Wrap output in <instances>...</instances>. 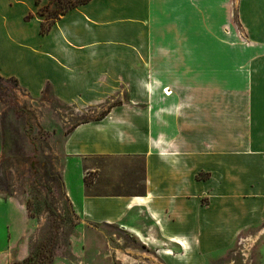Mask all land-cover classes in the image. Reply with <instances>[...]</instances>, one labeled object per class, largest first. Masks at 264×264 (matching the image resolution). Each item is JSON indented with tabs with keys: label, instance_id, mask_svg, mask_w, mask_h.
Wrapping results in <instances>:
<instances>
[{
	"label": "crops",
	"instance_id": "1",
	"mask_svg": "<svg viewBox=\"0 0 264 264\" xmlns=\"http://www.w3.org/2000/svg\"><path fill=\"white\" fill-rule=\"evenodd\" d=\"M53 5L0 0V76L98 115L61 144L78 224L52 264H86L104 227L159 264H220L239 242L264 264V0H86L46 21ZM37 225L0 196V264Z\"/></svg>",
	"mask_w": 264,
	"mask_h": 264
},
{
	"label": "rangeland",
	"instance_id": "2",
	"mask_svg": "<svg viewBox=\"0 0 264 264\" xmlns=\"http://www.w3.org/2000/svg\"><path fill=\"white\" fill-rule=\"evenodd\" d=\"M68 6V1L54 0L45 14L53 18ZM96 115L93 108L83 113L55 100L48 90L41 97L32 98L18 87L16 80L0 76V196L19 199L37 222L31 253L38 260L44 258L55 233L53 260L56 255L69 254L70 238L78 221L62 191L60 149L71 126ZM104 230L110 242L104 248L91 236L90 242L100 247L87 251L86 264H159L153 248L113 227ZM245 251V243L239 242L218 263H260V242L251 255L244 257Z\"/></svg>",
	"mask_w": 264,
	"mask_h": 264
},
{
	"label": "trees",
	"instance_id": "3",
	"mask_svg": "<svg viewBox=\"0 0 264 264\" xmlns=\"http://www.w3.org/2000/svg\"><path fill=\"white\" fill-rule=\"evenodd\" d=\"M54 0H50V3H52ZM59 1H62L63 0H58ZM70 4L69 6H75L79 3H83L85 2L86 0H67ZM49 7H45L43 10H42V13H45V11L48 9ZM65 10V8L63 9V11L59 12L56 14V16L58 14H61L63 13ZM55 16V17H56ZM53 17V18H55ZM53 18H48V16H46V21L49 20V19H53ZM46 21L45 23L42 24L41 26V32L42 33H45L47 32L48 28H49V23L46 24ZM12 79V78H10ZM103 114L100 115V117L102 116ZM56 237H57V234L55 233L54 236L52 237V240L50 241V244L49 246L46 248V251H45V256L43 259H39L36 257V255H33L31 252L32 250H30V253L29 255L24 259V260H21V261H15L13 263H10V264H52L53 262V255H52V249L55 245V242H56Z\"/></svg>",
	"mask_w": 264,
	"mask_h": 264
}]
</instances>
